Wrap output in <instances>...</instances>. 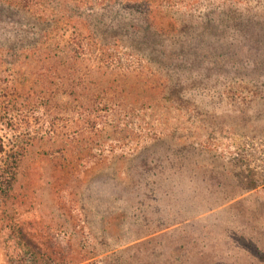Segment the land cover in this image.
<instances>
[{
	"label": "rangeland",
	"instance_id": "obj_1",
	"mask_svg": "<svg viewBox=\"0 0 264 264\" xmlns=\"http://www.w3.org/2000/svg\"><path fill=\"white\" fill-rule=\"evenodd\" d=\"M0 138V264H264V0H0Z\"/></svg>",
	"mask_w": 264,
	"mask_h": 264
},
{
	"label": "trees",
	"instance_id": "obj_2",
	"mask_svg": "<svg viewBox=\"0 0 264 264\" xmlns=\"http://www.w3.org/2000/svg\"><path fill=\"white\" fill-rule=\"evenodd\" d=\"M149 14L150 13L147 12L148 18L151 19L152 21V27L155 30H162L164 28V23L158 22L154 15L151 16ZM23 157L24 154L22 150L5 149V146L0 138V225L5 221L6 217L8 216V211H6L7 209L5 207V203L13 196V191L18 182L20 163L22 162ZM105 189H109V188L107 187ZM107 194H111V193H107ZM232 198L233 197H229L228 199H225L223 202H226ZM111 199L116 200L118 199V197L116 195H113L112 197L108 198L106 202H109ZM9 210L12 211L13 209H9ZM3 214L5 215V219L3 217ZM19 233L21 235L24 248L22 247L17 248L16 252L13 253V258H17V260L21 261L22 264H38L37 259H42L43 253L32 242L31 237H29L24 232H19ZM62 237L63 239L66 240V243L70 248L73 245V242L75 241V240L73 241L75 237L67 233H63ZM90 238H91V243L89 245V248L82 257L78 258L77 262L82 261L84 259L92 258L93 256H95V254L98 253V251L100 252L105 251L103 249L102 251L97 249V246L101 245L102 243L101 241L106 242L105 240H102L101 238H98L94 235H91ZM0 240L1 242H3L5 238H1L0 235Z\"/></svg>",
	"mask_w": 264,
	"mask_h": 264
}]
</instances>
